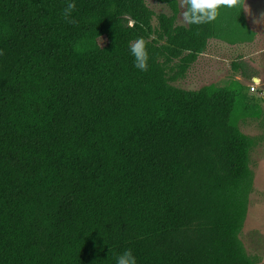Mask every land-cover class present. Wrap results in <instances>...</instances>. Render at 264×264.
I'll return each mask as SVG.
<instances>
[{
  "label": "trees",
  "instance_id": "trees-1",
  "mask_svg": "<svg viewBox=\"0 0 264 264\" xmlns=\"http://www.w3.org/2000/svg\"><path fill=\"white\" fill-rule=\"evenodd\" d=\"M159 1L171 15L154 27L145 0H0V264H115L125 249L137 264H253L238 122L260 117L257 99L237 81L170 84L210 40H253L244 0L185 26Z\"/></svg>",
  "mask_w": 264,
  "mask_h": 264
},
{
  "label": "rangeland",
  "instance_id": "rangeland-1",
  "mask_svg": "<svg viewBox=\"0 0 264 264\" xmlns=\"http://www.w3.org/2000/svg\"><path fill=\"white\" fill-rule=\"evenodd\" d=\"M145 3L154 14V27L157 25L156 15H171L164 2L145 0ZM177 5L176 25L185 26L181 0H177ZM243 14L248 28L254 33L251 42L228 45L210 40L206 51L198 56L185 76L170 84L186 91H196L208 85L224 87L237 81L248 89L249 97L257 99L260 117L238 122L239 130L253 141L249 152L252 187L238 239L253 264H264V0H244Z\"/></svg>",
  "mask_w": 264,
  "mask_h": 264
},
{
  "label": "clouds",
  "instance_id": "clouds-1",
  "mask_svg": "<svg viewBox=\"0 0 264 264\" xmlns=\"http://www.w3.org/2000/svg\"><path fill=\"white\" fill-rule=\"evenodd\" d=\"M184 11L182 12L183 21L189 25H199L215 20L217 8L223 4L232 7L237 4V0H181ZM74 7L68 3L67 10ZM255 23V19L253 20ZM133 21H128V27H132ZM130 56L133 58V66L141 71L147 69L148 54L143 38H136L129 42L128 48ZM115 264H137V259L130 249L115 255Z\"/></svg>",
  "mask_w": 264,
  "mask_h": 264
},
{
  "label": "built area",
  "instance_id": "built-area-1",
  "mask_svg": "<svg viewBox=\"0 0 264 264\" xmlns=\"http://www.w3.org/2000/svg\"><path fill=\"white\" fill-rule=\"evenodd\" d=\"M251 90H254V87H252Z\"/></svg>",
  "mask_w": 264,
  "mask_h": 264
},
{
  "label": "water",
  "instance_id": "water-1",
  "mask_svg": "<svg viewBox=\"0 0 264 264\" xmlns=\"http://www.w3.org/2000/svg\"><path fill=\"white\" fill-rule=\"evenodd\" d=\"M255 81H257V79H254Z\"/></svg>",
  "mask_w": 264,
  "mask_h": 264
}]
</instances>
